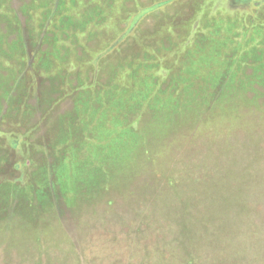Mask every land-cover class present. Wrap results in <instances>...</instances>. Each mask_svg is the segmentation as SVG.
<instances>
[{
  "label": "rangeland",
  "instance_id": "obj_1",
  "mask_svg": "<svg viewBox=\"0 0 264 264\" xmlns=\"http://www.w3.org/2000/svg\"><path fill=\"white\" fill-rule=\"evenodd\" d=\"M0 264H264V0H0Z\"/></svg>",
  "mask_w": 264,
  "mask_h": 264
},
{
  "label": "trees",
  "instance_id": "obj_2",
  "mask_svg": "<svg viewBox=\"0 0 264 264\" xmlns=\"http://www.w3.org/2000/svg\"><path fill=\"white\" fill-rule=\"evenodd\" d=\"M115 142H118L117 138H111V139H109V142L106 145L107 146L114 145V144H116Z\"/></svg>",
  "mask_w": 264,
  "mask_h": 264
}]
</instances>
